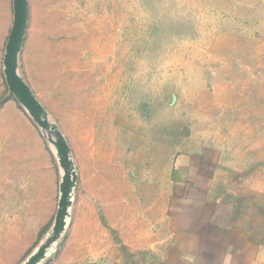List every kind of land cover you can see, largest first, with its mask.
<instances>
[{"label":"rangeland","instance_id":"374dc122","mask_svg":"<svg viewBox=\"0 0 264 264\" xmlns=\"http://www.w3.org/2000/svg\"><path fill=\"white\" fill-rule=\"evenodd\" d=\"M12 22L0 0V247L26 221L16 264L60 221L31 264H149L191 157L220 173L240 229L264 242V0H29L18 73L67 156L9 92Z\"/></svg>","mask_w":264,"mask_h":264},{"label":"crops","instance_id":"0c3cea01","mask_svg":"<svg viewBox=\"0 0 264 264\" xmlns=\"http://www.w3.org/2000/svg\"><path fill=\"white\" fill-rule=\"evenodd\" d=\"M192 158L173 172L168 204L171 234L149 264H264V242L240 229L234 193L215 168L205 165L204 157ZM19 224V236L13 243L5 242L6 237L0 247V264H16L28 248L27 223L20 219Z\"/></svg>","mask_w":264,"mask_h":264},{"label":"water","instance_id":"95a60500","mask_svg":"<svg viewBox=\"0 0 264 264\" xmlns=\"http://www.w3.org/2000/svg\"><path fill=\"white\" fill-rule=\"evenodd\" d=\"M12 3L13 22L3 59L6 84L9 92L17 99L34 123L42 130L53 131L56 134L59 140L54 142V145L57 147L58 154L67 156L69 150L66 142L61 138L56 126L49 124L43 106L37 100L29 85L18 73L19 55L27 30L29 0H12ZM48 141L51 142L50 139ZM62 165L67 166V161H62Z\"/></svg>","mask_w":264,"mask_h":264},{"label":"bare ground","instance_id":"6f19581e","mask_svg":"<svg viewBox=\"0 0 264 264\" xmlns=\"http://www.w3.org/2000/svg\"><path fill=\"white\" fill-rule=\"evenodd\" d=\"M65 224V221H60L52 232V235L48 242L46 244L42 243V245L36 249V251L32 254V256L28 258L27 262H25L24 264H31L33 262L38 263V260H40L42 257L44 258L47 248L56 239V237L61 234L63 227L65 228Z\"/></svg>","mask_w":264,"mask_h":264}]
</instances>
